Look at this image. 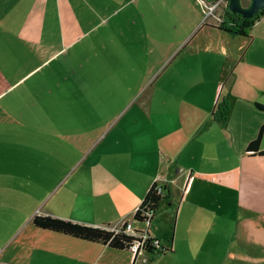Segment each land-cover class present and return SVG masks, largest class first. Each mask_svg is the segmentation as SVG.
I'll use <instances>...</instances> for the list:
<instances>
[{
    "label": "crops",
    "instance_id": "obj_1",
    "mask_svg": "<svg viewBox=\"0 0 264 264\" xmlns=\"http://www.w3.org/2000/svg\"><path fill=\"white\" fill-rule=\"evenodd\" d=\"M157 1L0 0V264H169L177 252L187 260L186 251H214L231 237L230 246L239 223L264 216V157L246 153L264 126V111L255 106H264V16L239 40L202 17L191 21L196 0ZM152 12L175 17L155 21ZM125 30L132 40L140 33L169 46L163 63L124 112L103 119L97 136L91 119L73 129L72 98L91 91L94 79L86 72V84L73 77V85L61 87L55 77L78 70L65 66L77 51L94 54L95 45L120 44ZM223 102L229 110L218 121ZM32 141H52L55 161L63 141L73 152L85 149L69 176L78 190L76 218L23 211L44 187L34 173L59 167L47 165L28 146ZM154 184L164 187L165 203L145 233L167 243L158 258L150 257L158 251L134 258L32 225L35 216H60L113 231L132 221L133 232L143 233L133 217Z\"/></svg>",
    "mask_w": 264,
    "mask_h": 264
},
{
    "label": "rangeland",
    "instance_id": "obj_2",
    "mask_svg": "<svg viewBox=\"0 0 264 264\" xmlns=\"http://www.w3.org/2000/svg\"><path fill=\"white\" fill-rule=\"evenodd\" d=\"M196 2L199 3L198 0H196ZM157 3L163 4L164 2L158 0ZM240 3L243 8H246L250 0H241ZM207 5L213 7L211 11L212 14L209 13L210 16H205L207 15V11L204 10L199 3V8H192L190 10V20L195 21L197 18L199 20L202 17L206 19L207 23L216 24L218 27L229 13L228 2L227 0H213L208 2ZM149 15L152 17L155 16L153 12ZM263 16H261L258 21H260ZM155 17L154 20L159 21L162 17L174 20L175 16L173 17L168 14L165 15L163 12H157ZM263 25L264 22L261 29L264 27ZM258 31L259 27L255 30V34H257ZM130 32L131 31L125 30V35L120 44L114 42L104 45H95L94 54L80 53L77 51L78 54L75 55L72 62L70 60L65 63V66L70 68V70L78 69L76 72H73L75 76L63 75L62 77H55V79L58 80L56 83H59L61 87L73 85V77L77 80H80V78L83 79L82 85L86 84V72L89 73V77L91 76L94 79L93 83L88 82V84H91V91L86 92L81 89L77 92V98H72V100L76 101V113L74 115L72 114V119H76L73 124V129L77 126V129L80 131L85 125V121H81V119H91V125L95 128L93 134L97 136L103 128V123L101 122H105V120L110 121L115 116L117 117L122 110L124 112L133 103L140 92L150 83L151 79L154 78L153 75L163 63V58H165L168 50L167 47L169 46L164 44L160 48L158 45L146 41L149 38H144L140 33L136 34V37L132 40V38L128 36ZM180 33L178 37L182 38L184 33L182 31H180ZM243 39H246V37L239 38V40ZM79 47H81V45L78 46V49ZM164 66H166V64ZM164 66L161 68H164ZM55 79H51L48 84H51V86L54 85ZM87 93L91 95V97H89V95L87 96ZM87 122L89 124V120ZM52 126V124H47L48 128ZM80 140L82 139H80V136L77 134L76 144H79ZM83 142L84 146H87L89 139ZM28 146L34 149L36 153H39V157L45 155L47 165H53L55 163V165L59 164V167H55V171L51 167L48 168L45 173H34V177L37 181H40L42 178V185L44 187L39 188L34 193L36 197L32 199L29 204L23 206V211L28 214L33 212V214L36 215H39L41 212L49 211L76 218L77 205L74 201L76 199V191L78 190L74 184L70 183L69 176L75 166L81 162L83 158L82 153H84L85 149H79L73 152L69 148V145L63 141L62 148L57 154L60 155V157L59 159L56 157L55 161L52 141H43V143L32 141ZM43 150H45V152H43ZM64 183L70 184L64 186L57 196L50 198L59 185ZM164 203L165 202L162 200L160 207L161 205L164 206ZM82 213L84 214V212ZM54 217L73 221L69 218L66 219L60 216ZM130 222L133 224L132 221H129V223ZM155 225L156 223L152 225L154 231L159 232L160 229H157ZM134 226L140 229L141 232L146 231V226L143 223L134 224ZM232 226H234L233 221L231 223L230 232ZM8 228L10 231H13L15 230V225L10 224ZM237 229L235 233L237 235H235V238L231 241L230 246L227 243L231 240V237L226 240L227 242L222 241L220 244L216 245L214 251L205 253L186 251L184 256L187 255V260L184 258L182 260L181 253L177 252V255L173 254L170 261L167 263L197 264L196 261L194 262V259H198L199 256V264H264V216L259 218L254 216L244 224L239 223ZM222 231H224V229ZM224 234L225 232H223V235ZM228 236L229 235H224L225 238ZM3 241L4 239L0 238V245ZM163 244L167 243H161L160 245L161 248L165 250L166 248L162 247L164 246ZM162 254L164 253H160L159 255L153 254L150 255V257L158 258L162 256ZM145 256L147 257L148 254L142 255L141 258ZM138 258L141 259L140 257ZM160 264H162V262H160ZM163 264L166 263L164 262Z\"/></svg>",
    "mask_w": 264,
    "mask_h": 264
},
{
    "label": "trees",
    "instance_id": "obj_3",
    "mask_svg": "<svg viewBox=\"0 0 264 264\" xmlns=\"http://www.w3.org/2000/svg\"><path fill=\"white\" fill-rule=\"evenodd\" d=\"M264 15V11L260 12L252 19H243L239 15H234L231 13L227 14V17L218 25V29L226 33L232 38L235 37H248L249 32L253 28L254 24L258 19ZM257 109L264 111V106L260 104L255 105ZM229 110L227 102L221 103L215 112L216 120H223L226 118ZM264 133V126L259 129L256 138L251 141L246 147V153L250 156H261L264 157V150L260 151V144ZM164 189V187H162ZM165 190V189H164ZM165 199L164 195L157 193V185H153L149 191L146 193L141 205L134 214L133 220L137 222L144 221L141 214L147 210H155L158 208L160 202ZM32 225L40 230H47L59 234H63L75 239L83 240L91 243H98L103 246H107L114 250H127L134 240L133 237L125 235L123 233V228L119 232L103 230L95 227H90L86 225H81L71 221L51 217V216H35L32 220ZM153 239H147V252L153 254L158 251V253H165L163 248H152L150 243Z\"/></svg>",
    "mask_w": 264,
    "mask_h": 264
},
{
    "label": "built area",
    "instance_id": "obj_4",
    "mask_svg": "<svg viewBox=\"0 0 264 264\" xmlns=\"http://www.w3.org/2000/svg\"><path fill=\"white\" fill-rule=\"evenodd\" d=\"M202 5H204V7L206 8L207 11V17L210 16L211 11L213 10V7L208 6L207 5V1L206 0H198ZM210 13V14H209ZM157 193L160 195H164L165 190L162 189V187L157 186ZM155 212L152 210H147L145 212H143L141 214V217L144 218V221L140 222L143 223L146 227L149 226L150 221L152 220V218L154 217ZM123 228V233L125 235L131 236L134 238L130 248H129V252L133 255L134 258H137L140 255H145L147 254V239H148V235L147 233L143 232V233H135L133 232L132 228H131V224L130 223H125L123 224L122 227L118 228V229H114V232H119L121 231V229ZM150 247L152 248H161L160 244L158 243V241L153 240L152 243H150Z\"/></svg>",
    "mask_w": 264,
    "mask_h": 264
},
{
    "label": "water",
    "instance_id": "obj_5",
    "mask_svg": "<svg viewBox=\"0 0 264 264\" xmlns=\"http://www.w3.org/2000/svg\"><path fill=\"white\" fill-rule=\"evenodd\" d=\"M207 3L213 0H206ZM241 0H227L228 12L234 15H239L243 19H252L254 16L264 10V0H251L248 7L243 8L240 3Z\"/></svg>",
    "mask_w": 264,
    "mask_h": 264
},
{
    "label": "flooded vegetation",
    "instance_id": "obj_6",
    "mask_svg": "<svg viewBox=\"0 0 264 264\" xmlns=\"http://www.w3.org/2000/svg\"><path fill=\"white\" fill-rule=\"evenodd\" d=\"M250 3H251V0H250ZM250 3H249V5H250ZM249 5H248V6H249ZM248 6H247V7H248Z\"/></svg>",
    "mask_w": 264,
    "mask_h": 264
}]
</instances>
